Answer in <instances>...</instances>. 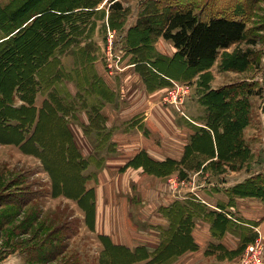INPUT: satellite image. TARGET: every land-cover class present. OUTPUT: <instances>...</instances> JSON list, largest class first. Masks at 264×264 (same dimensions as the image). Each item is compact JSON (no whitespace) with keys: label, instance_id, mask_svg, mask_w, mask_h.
Here are the masks:
<instances>
[{"label":"trees","instance_id":"trees-1","mask_svg":"<svg viewBox=\"0 0 264 264\" xmlns=\"http://www.w3.org/2000/svg\"><path fill=\"white\" fill-rule=\"evenodd\" d=\"M101 1L47 0L40 6L41 8L38 9L36 6L28 10L22 8L21 2L0 7V137L4 134L11 135L12 140L21 143L35 120V107L13 105L17 95L25 101L33 102L37 93H48L49 98L41 111L40 123L26 145L42 154L46 168L55 178L54 193L56 195L67 193L78 197L80 205L85 206L88 218L92 219L93 227L95 211L93 192L85 191L84 186L60 185L62 173H67L64 167L72 165L75 174L76 171L78 174L88 160L81 156L78 158L79 153L75 146H69L67 150L66 145H62L60 140L52 139L50 133L53 135L54 126V136L65 135L67 126L63 115L70 109L68 105L71 93L61 81L72 75L66 71L60 55L65 51H73L74 54L80 55L79 58L76 57L77 63L79 60L80 62L86 60L87 47L81 46V43L91 37L98 25L96 14L100 11L105 14V10L98 7ZM123 7L121 2H116L109 9L123 11ZM49 9L55 11L52 12ZM40 11L47 12L38 15ZM203 15L204 12L196 11L193 6H185L171 9L166 18H159V21H163L160 23L154 20L153 14L145 10L142 12V17L138 18L136 25L130 28L126 49L134 46L144 51L134 53L131 63L146 70L153 87L165 82L171 84L173 78L188 81L200 72H202L200 83L204 87H211L209 80L213 73L208 69L215 64L220 54L245 39L248 28L244 17L236 16L226 9H219L207 17ZM108 20L112 27H120L126 19L108 18ZM160 36L170 40L176 47L177 50L173 56L158 51L155 41ZM249 41L255 43L254 40ZM224 54L226 55V52ZM227 55L220 63V69H236L235 64H228ZM242 55L240 54L241 58H243ZM87 74L85 81L87 83L90 81L91 89L100 86L101 80L97 77L90 80ZM244 85L243 83L233 84L234 90L228 94L225 89L230 90L231 87L224 88L221 92L211 89L202 98L209 107L207 125L213 131L215 140L212 138V133L203 128L193 136L188 152L192 153L199 147L214 149L217 146L219 159L212 161L216 169H222L223 162L230 157L236 158L235 154H241L242 157H238L244 160L250 152L244 136L247 125L244 117L245 96L254 93V88L246 86L244 90ZM90 88L86 91L88 92ZM215 94H221L220 98ZM103 96L109 97L107 89H103ZM99 108V106L95 108L98 110V116L103 117ZM13 120H18V123H13ZM8 130H15L16 133ZM221 142L223 145L229 147L231 144L233 147H227L228 149L221 147ZM239 161H235L236 164ZM151 162L147 164V167L148 169L153 167L149 171L157 174L172 172L170 168L175 163L172 159ZM235 162L233 165H236ZM81 179L82 177L79 178ZM231 190L233 193L254 195L264 199V174L261 172L254 174ZM191 205L193 207L173 204L164 208L171 219V227L163 230L162 242L154 252L147 251L145 247L131 249L114 243L107 235L100 236L105 247V257H101L100 263L132 264L137 260L145 259H150L149 264L169 263L185 251L196 249L198 244L193 238L192 229L195 224L194 216L198 215L197 207L201 204L193 202ZM203 215L213 222L215 237L221 238L225 231L232 229L235 232L239 231L242 238V244L236 250H228L223 243L215 242L210 244L212 250L222 249L228 255L234 256L240 254L239 252L252 241L251 236L254 233H252V227L246 226L249 224L248 221L240 223L216 210L207 211ZM63 264H75V262Z\"/></svg>","mask_w":264,"mask_h":264},{"label":"crops","instance_id":"crops-1","mask_svg":"<svg viewBox=\"0 0 264 264\" xmlns=\"http://www.w3.org/2000/svg\"><path fill=\"white\" fill-rule=\"evenodd\" d=\"M137 21L128 25L125 20L120 27H112L109 21L107 23L111 28L122 31L127 42L129 30ZM89 39L83 40L81 46L87 47ZM159 44L166 45L168 49L161 48ZM155 46L159 52L169 56H173L177 50L163 36L156 39ZM128 48L125 56L129 66L115 76L109 72L106 64H97V54L87 53L86 60H79L78 63L76 57L80 55L73 51L60 55L66 71L72 75L61 81L71 93L70 109L63 115L67 126L65 135L54 136L53 126V135L50 133V136L62 141L67 150L69 146H75L78 158L81 156L88 160L78 174L77 171L75 174L74 166L64 167L67 173H62L60 185L84 186L85 191L93 192V231L99 237L109 236L116 244L131 249L145 247L147 251L154 252L162 242L163 230L171 227V219L164 208L173 204L192 206L191 203L199 202L201 205L197 207L198 215L194 216L192 229L197 248L189 249L169 263L162 264H212L209 262L215 261L217 253H220L210 248L212 242L223 243L228 250L241 246L239 231L229 229L221 238L215 237L213 222L203 215L210 210L221 211L240 223L248 221L246 226L252 227L255 232L258 229L264 237V199L231 190L247 180L249 175L244 173L245 169L224 170L227 165L222 166V171L216 169L212 161L219 158L217 146L214 149L199 147L192 153L188 152L193 136L203 128L209 130L215 140L213 131L207 125L209 107L202 101L206 93L213 89L214 82L210 83L212 87H204L200 83L202 72L188 81L173 78L171 80L188 83L189 94L181 105L182 111L173 105H162L161 96L172 87V83L165 82L153 87L146 70L131 63L134 53L144 51L134 46ZM215 66L219 67L217 61L208 69L213 74ZM86 74L90 80L95 77L101 80L100 86L91 89L90 81H85ZM87 88H90L88 92ZM103 89H107L109 97L103 96ZM39 96L43 97L42 102H39ZM48 98V93L39 92L33 102H28L17 95L13 105L35 107V120L21 143L12 140L11 135L4 134L0 137V144L18 146L23 153L37 157L54 185L55 178L46 168L42 154L26 145L40 123L41 111ZM97 106L103 117L98 116ZM12 122L16 124L18 120ZM8 131L16 133L15 130ZM171 159L175 161L173 173L179 172L180 177H177L184 183L175 190L167 183L168 177L138 165L142 160L161 162ZM182 171L189 174L184 176ZM214 176L220 179H214ZM58 195L80 204L78 197L67 193ZM84 212L87 213L86 210ZM149 260H137L132 264H149Z\"/></svg>","mask_w":264,"mask_h":264},{"label":"rangeland","instance_id":"rangeland-1","mask_svg":"<svg viewBox=\"0 0 264 264\" xmlns=\"http://www.w3.org/2000/svg\"><path fill=\"white\" fill-rule=\"evenodd\" d=\"M46 1L0 0V7L21 2L24 10L36 6L39 9ZM116 2L123 4V11L109 9ZM185 6H193L196 11L204 12V17L219 9H226L236 16L244 17L247 21L248 32L245 39L224 51L226 55L228 54V64H235L236 67H233L236 69L221 68V70L220 67L215 66V73L209 81L214 82V86L212 87L211 84V87L217 92L231 87L230 90L225 89L227 94L233 92L232 86L235 83L245 84L244 90L246 86L254 88V93L245 96L244 117L247 125L244 136L250 152L244 160L238 157L241 154H235L236 158L229 156L230 159L225 160L223 166L227 165L224 170L243 167L244 173L249 175L246 179L260 172L264 174V0H102L98 7L105 10V14L101 11L96 14L98 25L86 43L87 53L97 54V64L99 66L106 64V68L114 76L121 74L129 66L125 56L126 41L122 31L108 25V18L115 20L124 18L130 25L142 17V12L146 10L154 15V20L159 21L160 17L166 18L171 9ZM49 11L55 10L49 9ZM46 12L40 11L38 15ZM111 34L114 35V39L110 37ZM110 40L113 43V54L116 52L122 57L119 63L117 57L109 52ZM249 40H254L255 43ZM159 46L168 49L166 45L159 44ZM223 54L217 58L218 66L223 58H226ZM240 54H243V58ZM169 89L161 96L162 103H160L165 106L173 105L178 109L169 102ZM188 94L189 91L184 96V101ZM218 96L220 98L221 94ZM42 100L43 97L39 96V102ZM82 141L84 142L85 138ZM221 143V147H228ZM230 145L228 148L233 147ZM218 159L216 157V161ZM238 160L240 161L236 164L235 161ZM142 161L138 165L143 166L145 170L153 168H146L153 160ZM234 162L236 165H233ZM241 162L243 163L237 166ZM157 170L162 172L160 169ZM170 170L172 172L169 171L168 175L162 174L168 177L167 183L172 190H175L184 183L177 177H180L179 172L173 173L174 166ZM219 171H222L221 168ZM214 172L217 173L216 170ZM182 174L185 176L189 172L182 171ZM214 179L219 180L220 177L214 176ZM52 184L50 175L37 157L23 153L18 146L0 144V264H63L64 262L101 264V257H105V247L99 234L93 231L92 219H87L85 206L56 195ZM257 231L258 229L256 232L252 231L254 234L249 244L256 243L259 239L264 243V237ZM239 253L231 256L220 249L215 261L209 263L242 264L247 246Z\"/></svg>","mask_w":264,"mask_h":264},{"label":"built area","instance_id":"built-area-1","mask_svg":"<svg viewBox=\"0 0 264 264\" xmlns=\"http://www.w3.org/2000/svg\"><path fill=\"white\" fill-rule=\"evenodd\" d=\"M110 37L113 38L114 35L111 34ZM112 45V40H110L109 52H111L114 57H117V62L119 63L121 62L122 57L116 52L113 54L114 50ZM171 81L172 87L168 90V94H170L169 102L182 111L181 105L184 102V96L189 91V85L186 82L176 80ZM242 264H264V243H262L260 239L256 243L248 244L247 253L243 258Z\"/></svg>","mask_w":264,"mask_h":264}]
</instances>
